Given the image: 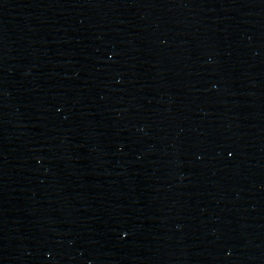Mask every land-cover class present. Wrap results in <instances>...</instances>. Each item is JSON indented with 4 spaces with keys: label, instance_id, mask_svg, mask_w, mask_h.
Returning a JSON list of instances; mask_svg holds the SVG:
<instances>
[{
    "label": "water",
    "instance_id": "95a60500",
    "mask_svg": "<svg viewBox=\"0 0 264 264\" xmlns=\"http://www.w3.org/2000/svg\"><path fill=\"white\" fill-rule=\"evenodd\" d=\"M0 264H264V0H0Z\"/></svg>",
    "mask_w": 264,
    "mask_h": 264
}]
</instances>
